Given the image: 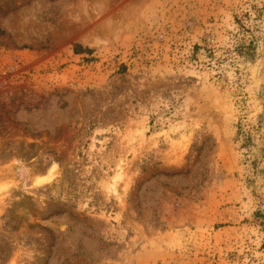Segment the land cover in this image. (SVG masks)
Listing matches in <instances>:
<instances>
[{
  "label": "rangeland",
  "instance_id": "rangeland-1",
  "mask_svg": "<svg viewBox=\"0 0 264 264\" xmlns=\"http://www.w3.org/2000/svg\"><path fill=\"white\" fill-rule=\"evenodd\" d=\"M260 121L264 0H0V264H264Z\"/></svg>",
  "mask_w": 264,
  "mask_h": 264
},
{
  "label": "trees",
  "instance_id": "trees-1",
  "mask_svg": "<svg viewBox=\"0 0 264 264\" xmlns=\"http://www.w3.org/2000/svg\"><path fill=\"white\" fill-rule=\"evenodd\" d=\"M82 47L80 45H75L74 49H73V52L75 54H81L83 51H82ZM88 53H90V51L88 50L87 51ZM261 122V125L264 126V121H260ZM239 135L241 136V140L243 142V146H247L248 144L251 143V135L249 133H245L243 131H239Z\"/></svg>",
  "mask_w": 264,
  "mask_h": 264
},
{
  "label": "bare ground",
  "instance_id": "bare-ground-1",
  "mask_svg": "<svg viewBox=\"0 0 264 264\" xmlns=\"http://www.w3.org/2000/svg\"><path fill=\"white\" fill-rule=\"evenodd\" d=\"M41 179H42V180H47V178H46L45 176H44V177H42Z\"/></svg>",
  "mask_w": 264,
  "mask_h": 264
}]
</instances>
